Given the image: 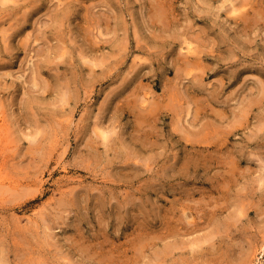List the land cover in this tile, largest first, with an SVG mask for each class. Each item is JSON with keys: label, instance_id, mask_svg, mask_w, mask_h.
Segmentation results:
<instances>
[{"label": "rangeland", "instance_id": "1", "mask_svg": "<svg viewBox=\"0 0 264 264\" xmlns=\"http://www.w3.org/2000/svg\"><path fill=\"white\" fill-rule=\"evenodd\" d=\"M156 1L0 0V264H264V0Z\"/></svg>", "mask_w": 264, "mask_h": 264}, {"label": "bare ground", "instance_id": "2", "mask_svg": "<svg viewBox=\"0 0 264 264\" xmlns=\"http://www.w3.org/2000/svg\"><path fill=\"white\" fill-rule=\"evenodd\" d=\"M155 1V0H154ZM160 1V0H159ZM172 1V0H171ZM246 2H242V0H231V7L229 8V13L230 14H233V15H237L239 12V14H242V13H244L243 12V10L248 6V1L247 0H245ZM156 2H158V0L156 1ZM153 3V2H152ZM159 4V3H158ZM160 4H162L161 3V1H160ZM163 5H165V4H163ZM174 5V4H173ZM170 6H171V4H170ZM161 7V8H160ZM164 7L165 6H159V7H153L155 10H156V12H154L153 14H154V16H156V18L158 19V20H162L163 19V14H164V11L166 10H163L164 9ZM172 7V6H171ZM170 7V8H171ZM227 7V6H226ZM157 8V9H156ZM163 8V9H162ZM228 8V7H227ZM226 8V9H227ZM154 10V11H155ZM256 10V9H255ZM245 11V10H244ZM259 11V15H260V11L261 10H258ZM171 12H172V10H171ZM174 12V11H173ZM263 12V11H262ZM261 12V13H262ZM151 13V12H150ZM165 15V14H164ZM173 15V14H172ZM245 16V15H244ZM246 16H248V14L246 15ZM258 15L256 14V17H257ZM167 17V16H166ZM240 17V16H239ZM243 17V16H242ZM168 19H169V17H167ZM163 20H165V19H163ZM153 23V22H152ZM167 23H169V22H167ZM155 24V23H154ZM101 34V33H100ZM188 44H190V43H188ZM190 48V47H189ZM194 49V48H190V51H192V50ZM195 50V49H194ZM189 51V50H188ZM189 51V52H190ZM197 51V50H196ZM195 51V52H196ZM197 53V52H196ZM209 58V57H208ZM207 58V59H208ZM188 64H191L190 62L188 63ZM186 65V64H185ZM192 65V64H191ZM189 66V65H188ZM56 68V67H55ZM53 69H54V67H53ZM205 73V72H204ZM60 74V73H59ZM58 76V75H57ZM67 77H68V75H67ZM70 78H68L69 80H71V76H69ZM58 78H60V77H58ZM64 79H65V77H64ZM63 79V80H64ZM67 79V78H66ZM65 79V80H66ZM73 79V78H72ZM59 81V80H58ZM67 81V80H66ZM64 82V81H63ZM72 83V82H71ZM38 84V83H37ZM46 84V83H45ZM58 84V83H57ZM65 84V83H64ZM63 84V85H64ZM47 85V84H46ZM49 85V84H48ZM54 85V84H53ZM41 86V85H40ZM43 86V85H42ZM55 86V85H54ZM65 86V85H64ZM57 87V86H56ZM43 88V87H42ZM53 88V87H52ZM58 89H59V87H58ZM60 90V89H59ZM59 90H57V91H59ZM64 90V89H63ZM66 90V89H65ZM70 89H68V91H69ZM264 91V90H263ZM66 93V92H65ZM68 94V93H67ZM71 95V94H70ZM69 95V96H70ZM263 96H264V94H262ZM262 97V96H261ZM64 98V97H63ZM262 101V100H261ZM106 133V132H105ZM104 133V134H105ZM102 136H104L103 134H102ZM211 137H209V139H210ZM107 139V138H106ZM211 140V139H210ZM210 140H208V142L210 141ZM201 141H203V140H201ZM210 143V142H209Z\"/></svg>", "mask_w": 264, "mask_h": 264}]
</instances>
